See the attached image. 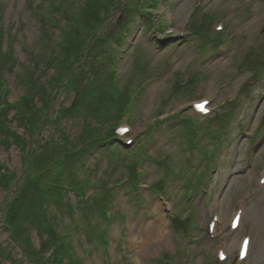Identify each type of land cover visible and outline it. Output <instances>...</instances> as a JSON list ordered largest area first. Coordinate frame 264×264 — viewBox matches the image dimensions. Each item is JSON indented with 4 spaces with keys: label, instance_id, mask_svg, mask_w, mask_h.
Instances as JSON below:
<instances>
[{
    "label": "rangeland",
    "instance_id": "1",
    "mask_svg": "<svg viewBox=\"0 0 264 264\" xmlns=\"http://www.w3.org/2000/svg\"><path fill=\"white\" fill-rule=\"evenodd\" d=\"M93 2L103 21L87 38L97 24L88 28L86 0H0L2 49L12 46L14 55L10 64L0 55V91L6 86L0 94V165L6 177L8 169L14 175L12 189L0 181V264H38L33 258L56 264L66 255L64 264H218L219 247L230 255L223 264H232L245 236L249 255L237 264H264V0ZM216 24L225 30L214 42ZM221 38L229 49L219 46ZM86 41L78 65L85 58L89 63L73 89L64 91L67 75L55 88L60 59L69 54L58 44L77 50ZM115 68V109L123 110L113 123L102 113ZM31 81L29 98H21L28 92L23 82ZM50 98L53 125H41L26 140L31 122L21 114L37 122ZM201 98L214 105L204 120L191 110ZM117 125L129 128L121 143L108 140L66 159L67 169L74 167L66 182L84 187L77 197L42 195L61 132L64 144L79 145L96 128L108 136ZM15 134L26 141L21 148L8 139ZM33 146L37 169L29 165ZM237 209L244 215L235 234L228 224ZM13 211L23 222L19 243L2 227ZM213 216L216 239L205 232ZM158 226L164 234L155 239ZM62 242L70 244L71 255L53 248Z\"/></svg>",
    "mask_w": 264,
    "mask_h": 264
},
{
    "label": "trees",
    "instance_id": "2",
    "mask_svg": "<svg viewBox=\"0 0 264 264\" xmlns=\"http://www.w3.org/2000/svg\"><path fill=\"white\" fill-rule=\"evenodd\" d=\"M93 1H97V0H86V2L89 4L90 7V26L88 28L91 27H95V24H97V27L93 30V32H91L90 34L87 35V38H92L95 34L94 31L98 30V26L102 23L103 21V17H101L100 11H98V8L96 7V5L94 4ZM94 6L95 9H92L91 6ZM113 7V4H110V8ZM151 9V8H150ZM62 14L64 15L65 18H68V14L67 12H62ZM2 29H0V55L2 53V57L5 58V61L7 64H10L12 61V57L13 52H12V46H7L6 48L2 49V43H3V33L1 31ZM90 31V30H89ZM105 36V33L102 32V37ZM86 38V39H87ZM109 41V38L107 37V39L105 40L104 43L101 44V48H103L105 46V44H107ZM104 45V46H103ZM60 49H65L66 51L69 50V54L68 56H64L62 57V59H60V67L56 72V75L53 79V83H55V88L59 87V83L61 82V79L64 76H68V78L65 80V82L67 81V83L64 86V91L66 90H72L74 87V83H75V79L77 78V73L78 71H80L81 69L85 68L88 63L89 60H87L86 58L83 59L82 61H84L83 64L78 65V62L82 59L83 53L85 52V49L88 47V41L84 42L83 44H81L80 48H78L77 50H73L71 48V45L68 44H58ZM97 49L96 51H102V49ZM95 53H93V55H91L90 58L95 57L94 56ZM77 65L74 66L73 63H76ZM73 65V66H72ZM73 67V68H72ZM81 68V69H80ZM68 69V72L65 73V71ZM118 73H117V69L115 68V70L111 73L108 84H107V91L105 92L106 97H108L109 102H107V107H104L103 110V115L102 117L104 119H111L110 121H112L113 123L116 121L115 118H113V116L115 114H119L123 108H121L120 110L117 108L115 109V106H117L118 101H120V99L117 97L119 96V92H118ZM23 89H26L27 94H24L23 97L21 98H29V94L31 93V91L33 90V86L34 84H32L31 82H23ZM2 91H0V94H4L3 93V89L6 88V86L2 85ZM182 89H185L184 84L182 86ZM191 87V85H190ZM6 90V89H5ZM53 98V97H52ZM52 98L49 99L48 102H46L44 104V112L40 113V118H36L37 122H32L33 119V115H28V114H21V120L25 121V122H31V124L27 123V127L30 130H27V134H28V138H26V140L31 139V135L33 134L34 130L36 129H40L41 125H45V123H49V125H53V118H48L47 115V109H49L50 103L52 101ZM129 103L127 104V109H128V113H130V111L132 110V108L134 107V97H132V99L130 100L129 97ZM28 99L22 100L21 102H18L19 104L14 105V107L16 106H20V104H23L25 102H27ZM0 109L1 110H5V103L3 99H0ZM66 109V108H64ZM3 110V112H4ZM46 111V112H45ZM39 125V127H38ZM118 126V125H117ZM114 128H116V126H112V128L110 129V132H108V136L107 134H104V129L99 130L98 128H96L93 132L89 133L86 137L78 139V143L79 145H75L73 142L67 140V143L64 144V140L66 139L67 136H65V132H61L62 133V138L61 140H59L57 137L54 140V144H53V148H54V155L52 161H54L53 166H54V170L52 174H48L47 175V184L43 187V189L41 190L42 195L46 196V195H50V196H58L61 194H67L68 192H73L74 195L77 197L76 191L80 190L83 191L84 187L83 185H71L69 184V182L67 181V178L70 176H73V172L71 173V171L69 170H73V166H71L70 169H67V165L65 163L66 159L68 158H80L82 157L84 154H88L90 153L92 150L95 149H99L102 146L105 145V142L108 140L111 141H115V142H119V138L118 136L115 134L114 132ZM94 135V136H93ZM65 136V138L63 137ZM111 138H110V137ZM93 137H97L96 139H94L93 141H98L95 142L94 144H90L88 142V140L92 139ZM21 140H19V139ZM25 138V137H24ZM8 139L10 140V143L18 145L19 148H21L22 145L25 144L26 141H24L21 137H18L16 134L9 136ZM52 140V139H51ZM50 140V141H51ZM43 141V140H42ZM49 141V140H48ZM41 143V142H40ZM38 144V141H37ZM74 144V145H73ZM40 145V144H39ZM33 152L35 150V147L33 146ZM38 151L34 152L33 157L29 158V165L31 166L32 163V167L37 169V167L39 166V164L37 163V160L39 158V156L37 155ZM21 157V159H23L24 154L21 153V155H19ZM4 167L2 165H0V181H7L8 182V187H10L11 189L14 187V184L12 183V180H14V178H12L14 175L11 173L12 170L8 169V173H10L8 175V177H6L5 175V171H4ZM11 181V182H9ZM11 185V186H10ZM200 190V189H199ZM197 190V191H199ZM18 200L17 198H14V201ZM2 227L5 229L6 232H9V237L10 239H12V241L14 243H19V241L17 240V233L20 230V228L22 227V219L21 216H19L18 211H13L11 214L8 215L7 217V223H2ZM50 224V223H48ZM54 227V226H53ZM52 227V228H53ZM54 229V228H53ZM66 234V233H64ZM58 235H60L58 233ZM67 237V236H66ZM65 237V238H66ZM52 247V245H51ZM53 248H57L58 251H60V253H63V250H67V252L69 251L68 255H71L72 253V247L70 246V244L64 243L62 242V244L60 243L59 247H55L53 246ZM59 253V254H60ZM55 255L58 254L57 252L54 253ZM53 254V256H55ZM65 254H63L64 256ZM67 257V255H66ZM65 256L62 258H58V260H55L56 264H64V262L62 261L63 259L66 258ZM48 258H38V259H34V261H36L38 264H51V260H47ZM52 259V258H51ZM71 259V257H70ZM48 262V263H47ZM74 262L76 264H82L80 261H76L74 260Z\"/></svg>",
    "mask_w": 264,
    "mask_h": 264
},
{
    "label": "bare ground",
    "instance_id": "3",
    "mask_svg": "<svg viewBox=\"0 0 264 264\" xmlns=\"http://www.w3.org/2000/svg\"><path fill=\"white\" fill-rule=\"evenodd\" d=\"M224 30H225V28L223 27V29H222V31L220 32V33H223L224 32ZM262 32V31H261ZM220 33L218 34V33H215V34H213V36L214 37H219V35H220ZM215 40L216 39H213L212 41H214L215 42ZM213 42V43H214ZM216 44V43H215ZM106 45V44H105ZM221 45V47H227V49H229L230 48V46H231V43L230 42H225V41H221V40H219V46ZM104 46V45H103ZM208 108H209V106H207ZM240 222H241V218H240V221H239V224H238V227L237 228H239V225H240ZM236 228V229H237ZM164 234V231L161 229V227H157V230L155 231V233H154V238L155 239H160L162 236H163V234ZM249 248H250V242H249V244H248V249H247V253H246V258L248 257V254H249Z\"/></svg>",
    "mask_w": 264,
    "mask_h": 264
},
{
    "label": "snow or ice",
    "instance_id": "4",
    "mask_svg": "<svg viewBox=\"0 0 264 264\" xmlns=\"http://www.w3.org/2000/svg\"><path fill=\"white\" fill-rule=\"evenodd\" d=\"M198 107H201V106H198ZM221 258L223 259V256H221Z\"/></svg>",
    "mask_w": 264,
    "mask_h": 264
},
{
    "label": "water",
    "instance_id": "5",
    "mask_svg": "<svg viewBox=\"0 0 264 264\" xmlns=\"http://www.w3.org/2000/svg\"><path fill=\"white\" fill-rule=\"evenodd\" d=\"M263 33H264V28H263Z\"/></svg>",
    "mask_w": 264,
    "mask_h": 264
}]
</instances>
